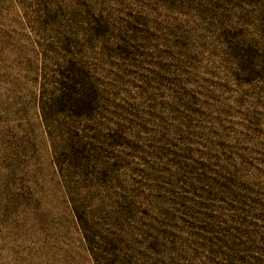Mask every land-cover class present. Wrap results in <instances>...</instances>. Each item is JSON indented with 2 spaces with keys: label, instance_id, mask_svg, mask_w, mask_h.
Wrapping results in <instances>:
<instances>
[{
  "label": "rangeland",
  "instance_id": "374dc122",
  "mask_svg": "<svg viewBox=\"0 0 264 264\" xmlns=\"http://www.w3.org/2000/svg\"><path fill=\"white\" fill-rule=\"evenodd\" d=\"M0 264H264V0H0Z\"/></svg>",
  "mask_w": 264,
  "mask_h": 264
}]
</instances>
